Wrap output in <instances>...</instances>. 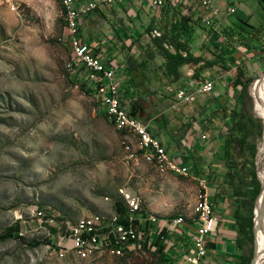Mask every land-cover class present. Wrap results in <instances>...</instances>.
Here are the masks:
<instances>
[{
    "label": "rangeland",
    "instance_id": "obj_1",
    "mask_svg": "<svg viewBox=\"0 0 264 264\" xmlns=\"http://www.w3.org/2000/svg\"><path fill=\"white\" fill-rule=\"evenodd\" d=\"M9 1L0 2V233L20 220L23 238L0 240V264H160V256L150 246L120 250V256H57L47 248L46 240L52 239L48 235L50 225H41L35 211L45 209L62 221L95 214L97 219H106L115 213V202L124 198L123 191H128L157 220L181 218L190 226L192 222L199 223L197 206H201L206 189L198 178L204 174L203 179L209 183V172L211 176L220 175L219 181L228 174L225 152L219 148L221 138L229 130L227 116L233 109L246 112L251 130L247 143H238L235 148L237 170L246 184L251 181L253 169L260 171L263 180L260 151L264 122L256 116L251 94V88L264 77L262 47L261 52L247 58L246 71L253 81L243 92H238L237 83L233 85L235 89L228 85L231 92L228 86L222 87V76L232 65L215 67L203 71L199 78L212 80L214 91L197 94L193 102L181 101L176 96L178 90L186 87L184 76L178 81L164 77L158 69L163 58L159 54L154 56L146 70L151 83L144 88V97L135 92L142 107L137 115L148 121L157 135L162 130L154 129L153 123L158 121L163 132L172 137L171 147L180 149L191 167L188 175L181 172V167L166 172L159 162L155 166L145 158L138 135L120 129L104 116L96 92L86 93L75 81L81 66L76 72L71 69L74 45L61 41L67 32L62 1ZM90 1L98 3V10L82 13L81 33L104 53L107 62L113 60L123 65L117 73L123 89V69L129 59H141L151 36L159 35L158 29L149 32L148 25L170 24L174 7H169L173 8L171 12L164 7L155 9L146 4L150 0H117L112 4L77 0V4L85 9ZM258 1L210 0L207 7L198 2L192 8L182 9L189 14L195 7L201 17L211 15L210 25L219 29L226 20L241 24L244 10ZM231 7L237 11L230 12ZM212 48L209 34L197 29L192 49L197 55L211 58ZM198 67L185 65L184 70L194 73ZM155 69L159 74L153 72ZM230 73L237 75L236 71ZM195 82L199 81L193 79ZM216 90L223 95L218 96ZM123 91L128 97L127 91ZM196 144L201 145V150H197ZM202 154L207 156L204 162ZM149 159H157L155 152H149ZM223 165L227 174L220 172ZM246 184L242 187L252 196ZM172 237L168 238V251H172L174 243L180 247L190 241L188 229ZM44 239L38 246L31 245L34 240ZM255 253L254 239L249 242L248 255L253 259Z\"/></svg>",
    "mask_w": 264,
    "mask_h": 264
},
{
    "label": "built area",
    "instance_id": "obj_2",
    "mask_svg": "<svg viewBox=\"0 0 264 264\" xmlns=\"http://www.w3.org/2000/svg\"><path fill=\"white\" fill-rule=\"evenodd\" d=\"M67 23V32L61 38L62 42L75 46V61L72 70L76 72L78 67L84 69V73L90 84L96 90L103 105L102 110L107 113L110 119L120 129L124 128H143V134L147 136L146 147H140L146 159L157 166L160 161H169L175 167H181L185 173H191V167L185 162L182 156L174 155L162 140L150 128V124L141 116L132 114L129 109L130 100L125 97L121 83L117 78L119 69L123 66L116 61L107 62L104 53L97 50L93 43L86 42L81 36V15L83 12L90 11L98 6L97 2L90 1L85 9L77 4V0H61ZM117 0H102V4H112ZM0 2L10 3L9 0ZM198 2L207 7L210 0H150L149 6L155 9L163 7L183 6L192 8ZM196 8L194 7V10ZM230 12H236L234 7ZM211 15H207L203 20L211 24ZM214 91L212 80L199 81L194 83L192 90L180 89L176 96L184 102H193L197 94H210ZM204 138L207 135H203ZM149 152H157V159H149ZM124 198L121 200L125 211L120 213L115 205V213H111L106 219H97L95 215H85L75 221L57 220L56 215H49L45 209H37L35 215L41 225H50L48 235L52 241L47 243V248L51 249L57 256L60 254H72L93 258L98 254H110L120 256V250H128L135 246H144L147 235L150 236L146 246H152L153 237L161 236L166 242L169 241L162 235L165 228H169L177 235L181 231L188 229L190 234L189 243L184 246L182 259L186 264H203V258L207 254L205 241L207 236L214 231L218 217L208 200L202 206H197V214L200 215L199 226H190L177 218L169 222L151 217L143 210L138 197L130 192L123 191ZM151 226L150 231L146 226ZM192 230L191 232H189ZM172 237V238H173Z\"/></svg>",
    "mask_w": 264,
    "mask_h": 264
},
{
    "label": "trees",
    "instance_id": "obj_3",
    "mask_svg": "<svg viewBox=\"0 0 264 264\" xmlns=\"http://www.w3.org/2000/svg\"><path fill=\"white\" fill-rule=\"evenodd\" d=\"M146 6V4H145ZM98 10V8H95ZM163 9L166 12H171V8L168 6ZM196 16V17H195ZM203 17H201L197 12L192 11V13L187 14L182 6L174 7V13L171 18L170 24L162 23L157 25H148V31L158 29L159 35L151 36V39L145 47V55L141 59H132L128 61L127 65L123 69L124 75V87L122 90L127 91L126 98L130 99L129 109L132 114H138V109L142 108L137 103V95L143 98L144 88L147 84L151 83L150 77L148 76L146 70L150 66L151 60L154 59L156 54H159L163 58V65L158 66L161 69L162 75L173 81H178L183 76V67L185 65H199L195 69L192 78L194 80H200L201 73L205 70H209L215 67H229L234 65L237 61L236 54L239 52V47H245L250 51L263 50L264 52V34L260 28H255L251 26L247 21L240 24V28H237L230 24H223L221 28L217 29L213 25L209 26ZM197 29L206 31L211 39L213 48L211 49L213 57H206L204 54L197 55V53L192 49V44L195 42V32ZM91 41V40H87ZM188 46V48H187ZM174 48V50L171 49ZM262 47V48H261ZM261 48V49H260ZM185 51V52H184ZM159 74V70H153ZM139 77H141L139 79ZM75 81L80 83V86L86 93L96 92L94 87L88 84V78L84 73V69H78L75 75ZM143 79L147 80L145 82ZM253 81L252 77H248L246 81L241 82L244 88ZM133 90V92H131ZM124 92V91H123ZM131 92V93H130ZM135 92L137 95L135 96ZM125 93V92H124ZM126 96V93H125ZM102 110V109H101ZM103 111V110H102ZM104 116L109 117L105 111H103ZM110 118V117H109ZM228 119V132L221 138V146L219 150L225 152L224 162L228 168V174L224 175L223 182L226 184L225 188L229 189L232 186V191L230 195L234 198L237 204V210L235 213V218L238 222L240 231L242 232L245 240L248 242H253L256 240V233L254 235V217L256 222V214L254 211L255 202L261 193V183L258 178V173L255 169L251 172V181L249 184L245 182L244 176L237 170V164L234 159L235 148L237 144L242 146L247 143L248 137L251 134L249 127L250 118L245 111H238L233 109L231 113L227 116ZM114 123V122H113ZM154 129L162 130L161 124L156 121L154 124ZM155 132V131H154ZM155 134H157L155 132ZM256 148L255 146L253 149ZM216 180V179H214ZM246 184L247 189L253 192L252 196L247 195V191L243 189L242 185ZM206 197L205 191H203L202 198ZM117 211L123 213L125 208L121 200L115 202ZM151 226H146V230L150 231ZM22 227L21 221L17 220L10 226H7L2 233H0V240L7 238H18L22 239L21 235ZM165 238L172 236V231L169 228H165L162 232ZM150 236L147 235V241ZM51 239L46 240V243L51 242ZM144 243V246L147 245ZM45 242L44 240H34L31 245L38 246ZM189 241L184 242L180 247H177L176 243L173 245L172 251H168V243L161 236L153 237V243L150 249L156 251V255L160 256V264H176L178 262L179 256L182 254L184 246H186ZM147 247V246H146ZM252 257L243 256L241 264H250ZM254 259V258H253Z\"/></svg>",
    "mask_w": 264,
    "mask_h": 264
},
{
    "label": "crops",
    "instance_id": "obj_4",
    "mask_svg": "<svg viewBox=\"0 0 264 264\" xmlns=\"http://www.w3.org/2000/svg\"><path fill=\"white\" fill-rule=\"evenodd\" d=\"M147 3L148 2L146 1V4ZM240 19H241L240 21L242 22L247 21L251 26H254L255 28H260L263 35L264 34V0H259L257 5H252L249 9L244 10L243 17ZM226 21L227 22L225 24H230L237 28H240V24L236 23L235 21H229V20ZM81 36L83 37L82 33ZM256 52H261V50L253 52L245 47L242 46L239 47V52L236 54V58H237L236 63L231 66L232 67L231 70L229 71L227 70L226 74L222 76L224 78V80L222 81L223 88L227 87L228 85L234 88L233 85L237 83L236 88L238 92L240 91L241 93V90L243 89V84L241 82L246 81V79L250 77L248 71H246L247 70L246 62L248 60L247 58L250 59ZM244 54L246 56H244ZM230 71L232 72L236 71L237 75L231 74ZM192 75L193 72L191 70L186 72L183 67V76H184L183 80L186 84V87L182 89L192 90V88L194 87ZM230 87L228 86L229 92H231ZM216 91H217L216 94L218 96L223 95V92H220L219 90ZM232 94H235V91ZM160 133H161L159 134L160 136L159 135L158 136L161 137L164 142H166V145L171 150V152L176 156H182L180 149L174 150L171 147L173 144L172 137L169 134H165V132L163 131ZM187 145H189L188 147L191 146L190 144ZM196 147L198 148L197 150H201L200 148H202L201 145L199 144ZM185 149L187 150V148ZM202 155L203 157L201 158V160L204 162L207 160V156L204 154ZM192 161L194 162V160ZM220 172H222V174L227 173V169L225 165L222 166V171ZM204 176L205 175L202 174L201 176L202 178L199 177L198 180L200 183L201 182L205 183V189H206L205 193L207 197L209 194L210 201L218 217V221L216 222L214 231L207 236V239L205 241V245L207 247V254L203 258V264H241L243 256H248L249 242L245 240V237L240 231L238 222L235 218L237 204L235 203L234 198L230 195L229 189L225 188L226 184L222 180L219 181L220 175L214 174L211 176V173L209 172L208 175L209 183L205 179H203ZM211 179H212V186H211ZM200 189H201V185H200ZM149 215L151 216V214ZM191 226H199V223L192 222ZM177 263L186 264L185 261H183L182 259V254L179 256Z\"/></svg>",
    "mask_w": 264,
    "mask_h": 264
},
{
    "label": "bare ground",
    "instance_id": "obj_5",
    "mask_svg": "<svg viewBox=\"0 0 264 264\" xmlns=\"http://www.w3.org/2000/svg\"><path fill=\"white\" fill-rule=\"evenodd\" d=\"M74 52H75V46H74ZM251 94L255 100L256 116L264 122V77L262 78L261 82L255 84L251 88ZM124 129L131 131V132L135 133L136 135H138L143 142V146L146 147L147 136L145 134H143V128H133V129L124 128ZM260 153H261L260 154V161H261L260 163L263 167L262 168L263 180L260 176V171H259V176H260V180L263 184V191L259 195L256 207H255V214H256V222H255L256 230H255V233H256L257 253H255L256 257L254 255V259H253L251 264H264V142L261 144ZM155 154H156V158H157V152H155ZM159 165H160L161 169L163 171H166V172H168L170 169L179 168V170H180V167H175V165L170 163L169 161H160ZM181 172H184V171H181ZM184 174L188 175V173H185V172H184ZM205 200H208L207 195L203 199L201 206L203 205Z\"/></svg>",
    "mask_w": 264,
    "mask_h": 264
},
{
    "label": "water",
    "instance_id": "obj_6",
    "mask_svg": "<svg viewBox=\"0 0 264 264\" xmlns=\"http://www.w3.org/2000/svg\"><path fill=\"white\" fill-rule=\"evenodd\" d=\"M258 177H259V179H260V176H259V173H258ZM261 181V180H260ZM261 192L263 191V184L261 183ZM261 194V193H260ZM258 198H259V195H258V197H257V199H256V202H255V207H256V204H257V201H258ZM255 207H254V211H255ZM255 230H256V224H255V217H254V229H253V231H254V235H255ZM255 242H256V240H255ZM254 258V257H253ZM252 261H253V259L251 260V262H250V264L252 263Z\"/></svg>",
    "mask_w": 264,
    "mask_h": 264
}]
</instances>
